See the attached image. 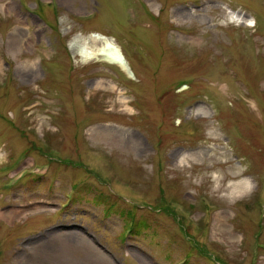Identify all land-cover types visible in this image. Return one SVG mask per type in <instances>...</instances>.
Masks as SVG:
<instances>
[{"label": "rangeland", "instance_id": "obj_1", "mask_svg": "<svg viewBox=\"0 0 264 264\" xmlns=\"http://www.w3.org/2000/svg\"><path fill=\"white\" fill-rule=\"evenodd\" d=\"M43 263L264 264V0H0V264Z\"/></svg>", "mask_w": 264, "mask_h": 264}, {"label": "bare ground", "instance_id": "obj_2", "mask_svg": "<svg viewBox=\"0 0 264 264\" xmlns=\"http://www.w3.org/2000/svg\"><path fill=\"white\" fill-rule=\"evenodd\" d=\"M233 15V13H232ZM249 21L248 24L252 25L253 24V19L251 17L246 19ZM244 21H241V23ZM73 51H78V54H81L82 52H86L89 58L92 59H100L105 62H108L110 64H115L119 66L120 68L128 71L127 68V63L124 59V56L119 48V46L115 43V41L111 37H107L101 33L98 32H91L88 34V36L85 38V40L82 42L81 48H75L73 45L71 46ZM130 74V71H128ZM108 138L104 135H102L101 140ZM125 140L128 142H133L135 143L136 147L143 151L145 150V145L142 143V141L136 137L134 134L132 135H127L125 137ZM216 153H213L209 157H207L210 161H213V163H219V162H226L227 157H225V160L220 161L219 159L215 158ZM178 154H176L174 157L176 158ZM220 156H224V153H220ZM186 159L185 156H182L179 161H184ZM233 177H236V175H232ZM232 188H234L235 191L239 189V187H242L243 190H247L249 187V180L247 177H242L240 180L235 181L232 185ZM241 189V190H242ZM245 191H241L242 193H245ZM21 212V209L15 208L10 212V214L14 215L16 213ZM69 234H77L78 232L76 230L68 232ZM65 233H59L57 234L58 236H62ZM44 264V263H43Z\"/></svg>", "mask_w": 264, "mask_h": 264}]
</instances>
